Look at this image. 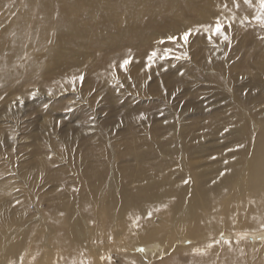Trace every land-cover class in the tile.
Instances as JSON below:
<instances>
[{"label": "bare ground", "instance_id": "bare-ground-1", "mask_svg": "<svg viewBox=\"0 0 264 264\" xmlns=\"http://www.w3.org/2000/svg\"><path fill=\"white\" fill-rule=\"evenodd\" d=\"M24 1L27 11L21 17L13 16L6 32L10 44L0 56L10 60L22 55L39 69L46 58L40 52L28 54L26 49L50 41L78 61L87 58L84 53H74L78 47L64 52L65 47L80 46L90 29L71 11L79 14L86 6L98 11V0ZM124 1H130L131 12L134 4L140 5L137 1L147 4L158 0ZM109 4V8L118 10L116 4ZM173 4L167 1L164 7L169 9ZM137 8L142 7L133 9ZM177 16L180 25L183 14ZM90 17L107 27L108 21L100 13ZM140 24L133 21L125 27L131 35L105 37L114 44L113 52H118L106 54L101 35L90 43L96 49V75L90 77L91 83L123 71L120 64L124 59L118 60L116 55L138 51L137 45L149 38L148 34H132ZM135 56L142 64L149 53L137 52ZM10 71L7 64L0 68L2 82L12 77ZM128 71L139 76L136 60ZM44 85L49 84L45 81ZM53 86L59 88L58 84ZM229 87L237 119L231 135L233 143L228 149L214 148L212 153L219 155L214 154L211 161L204 160L206 150L200 146L201 139L196 137L198 141L194 142L192 129L175 117L166 121L172 131L164 140L155 135L145 140L132 138L121 150L105 144L107 136L102 130L104 144L100 149L92 144L90 148L98 155L95 160L73 159L58 171L51 169L50 163L41 162L48 178L44 184L51 186L41 196L47 207L34 216L23 200L19 204L22 206L12 209L8 205V211L1 212L0 264H264V114L255 112V100L241 99L232 85ZM228 195L231 197L226 202L220 201ZM237 227L251 233L248 240L229 238L238 235ZM222 230L229 237L220 242L215 237ZM183 231L186 238L196 242L179 244ZM138 242H146L151 249L134 251ZM115 249H120L116 252L119 263L112 256ZM253 256L257 258L251 263Z\"/></svg>", "mask_w": 264, "mask_h": 264}, {"label": "rangeland", "instance_id": "rangeland-1", "mask_svg": "<svg viewBox=\"0 0 264 264\" xmlns=\"http://www.w3.org/2000/svg\"><path fill=\"white\" fill-rule=\"evenodd\" d=\"M167 1L171 4L174 1L169 9L164 7ZM24 2L0 0V52L10 44L7 27L14 15L21 17L24 14ZM97 2L101 5L98 11L88 6L79 10V14L71 11L81 25L90 29L80 46L64 48L66 52L78 47L80 50L74 53H84L87 58L80 57L78 61V57L63 54L61 46L50 41L26 49L28 54L40 52L46 58L39 69L28 62V57L20 55L18 58L17 55L9 60L0 56V68L7 64L12 69L9 74L12 77L3 82L0 80V214L8 211V205L12 209L22 206L19 204L24 200L30 213L38 216L47 207L41 196L51 188L44 184L48 178L45 171L42 172L41 162L50 163L51 169L58 171L73 159L95 160L98 155L93 150L90 152V148L92 144L100 149L104 144L102 130L107 136L105 144L122 150L125 141L132 138L145 140L152 135L161 140L168 138L172 129L166 126V121L178 117V123L192 129L194 142L198 141L196 137L201 139L200 146L206 150L204 160L211 161L214 154L219 155L212 153L214 148L224 146L228 149L233 143L231 135L237 119L229 86L232 85L241 99L255 100V112L264 114V25L254 18L259 14V1H253L251 6L244 0L236 1L239 8L234 6V0H158L147 4L137 1L140 5L134 4L131 12H128L130 1ZM108 3L119 6L118 10L109 8ZM225 4L227 8H224ZM136 7L142 8L134 10ZM97 12L108 21L107 27L90 17ZM122 13L128 15L122 16ZM233 13L236 20L230 28L224 29L230 40L201 30L199 34L193 33L187 45L182 40L169 41V37H179L190 29L214 26L217 18L223 20ZM177 14H183L180 25H177ZM245 17L252 19L249 21ZM133 21L141 24L133 28L132 34H148L149 38L145 44L137 45L138 51L133 49L126 56L120 57V53L116 56L118 60L133 56L139 64V76H132L129 71H116L98 83H91L90 77L96 75L93 67L96 49L91 44L101 35V45H107L104 52L115 53L114 44L110 45L105 37L109 34H115L117 38L123 34L131 35V30L128 28L126 33L125 27ZM169 49L173 57L186 52L189 59L163 60ZM153 51L160 57L149 72L145 70L146 61L141 64L135 54L147 52L150 55ZM218 70L224 74H218ZM24 75L31 76L25 78ZM81 75L84 77L82 84L79 79L75 85L69 83L72 77ZM45 81L48 86L44 85ZM230 197L220 201L226 202ZM154 222L159 224L158 219ZM239 228H236L237 236H226V231L222 230L215 238L220 242L228 237L248 240L251 233ZM171 232L169 229L165 235L169 236ZM186 234L183 231L180 235L179 244L196 242L186 238ZM147 245L138 242L134 251L151 249ZM119 251L112 252L116 263H119L116 253ZM256 258L253 256L251 263Z\"/></svg>", "mask_w": 264, "mask_h": 264}, {"label": "snow or ice", "instance_id": "snow-or-ice-1", "mask_svg": "<svg viewBox=\"0 0 264 264\" xmlns=\"http://www.w3.org/2000/svg\"><path fill=\"white\" fill-rule=\"evenodd\" d=\"M244 3L247 5H253V0H244ZM234 6L236 8H239L240 5L239 3L236 2V0H234ZM224 8H227V4L224 5ZM259 14L256 15L254 18L257 20V22H260L262 25H264V0H259ZM245 19L247 20H251L252 18H248L245 17ZM236 20V16L233 13L230 17H225L223 20L220 18H217L215 25H204V26H200L197 27L195 29H190L188 31H185L181 36L177 37H169V41L172 43H176L177 41H183L184 45H187L190 40L191 37L193 36V33L195 32L196 34H199L201 30H203L206 33H212L214 32L217 35H220L224 40H230L231 37L224 32L225 27L230 28L232 26V23ZM160 57V54L157 51H153L147 58H146V65H145V70L151 72V70L153 69V67L156 65V61L157 58ZM189 59L188 54L185 52L180 56H172V50L169 49L168 52H166L163 56V60H169V59ZM134 62V57L129 55L127 58H125L121 64H120V68L127 72L129 69V66ZM164 71H167V68L164 69ZM182 74V73H181ZM79 79L80 83H83L84 77L83 75L79 76V77H72L69 80V83H72L73 85H75L76 80ZM116 83L118 84L119 81L118 79L116 80ZM115 86V85H114ZM73 91H75V87H73ZM141 119H143L144 117L141 116Z\"/></svg>", "mask_w": 264, "mask_h": 264}]
</instances>
